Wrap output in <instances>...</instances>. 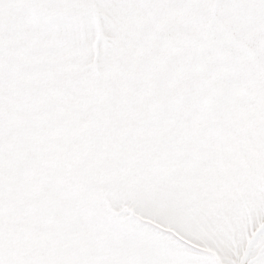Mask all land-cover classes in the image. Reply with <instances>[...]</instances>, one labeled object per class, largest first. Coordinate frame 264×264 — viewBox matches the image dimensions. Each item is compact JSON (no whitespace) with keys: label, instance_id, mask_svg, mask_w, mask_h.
I'll return each mask as SVG.
<instances>
[{"label":"snow or ice","instance_id":"snow-or-ice-1","mask_svg":"<svg viewBox=\"0 0 264 264\" xmlns=\"http://www.w3.org/2000/svg\"><path fill=\"white\" fill-rule=\"evenodd\" d=\"M0 264H264V0H0Z\"/></svg>","mask_w":264,"mask_h":264}]
</instances>
